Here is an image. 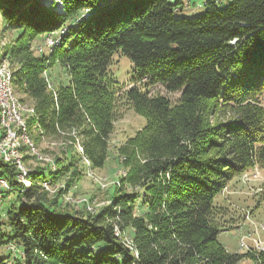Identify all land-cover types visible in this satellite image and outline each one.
<instances>
[{"label": "trees", "instance_id": "16d2710c", "mask_svg": "<svg viewBox=\"0 0 264 264\" xmlns=\"http://www.w3.org/2000/svg\"><path fill=\"white\" fill-rule=\"evenodd\" d=\"M58 1L62 10L55 0L49 8L0 0L3 31L16 32L4 52L14 92L34 109L30 137L58 140L76 130L91 167L101 168L117 105L146 123L116 150L126 176L93 215L68 212L40 187L72 169L67 185L80 176L76 155L55 158L48 178L34 169L28 189L0 160L2 197L16 195L0 217V251L20 249L13 261L0 254V264H264V250L230 253L217 241L225 214L241 210L216 201L243 173L264 172V0L223 8L205 0L194 19L175 17L181 0ZM49 37L59 44L36 56L34 44ZM117 52L139 86L118 83L109 70ZM56 67L68 84L48 90L47 72ZM154 86L178 100L151 93ZM115 228L131 231L132 248Z\"/></svg>", "mask_w": 264, "mask_h": 264}, {"label": "rangeland", "instance_id": "374dc122", "mask_svg": "<svg viewBox=\"0 0 264 264\" xmlns=\"http://www.w3.org/2000/svg\"><path fill=\"white\" fill-rule=\"evenodd\" d=\"M52 1L53 0H41V3L45 7L49 8L51 3L48 4V2ZM55 1H57V8H53L62 10V8L60 7V2L58 0ZM174 1L175 0H171V2ZM181 1L182 5L180 8H178L179 10L174 11V15L176 18L184 17L187 19H194L198 15H200L204 10L203 5L205 3V0ZM214 1L216 2L219 8H223L234 0ZM2 26L3 21L0 17V64L3 67H8L13 74V68L12 66H10L11 64L9 63V61L5 59L4 52L5 48L13 44L12 42L16 32H12L10 30L4 32ZM50 41H53V39L49 37L43 41L44 43L41 42L38 44H34V54L36 56L43 55L45 57H48L49 49L51 50V45H49ZM109 70L111 71L117 82L120 84H135L137 86L140 85V83L135 80V73L131 62L127 57L122 55L121 52H117L114 54L112 65L110 66ZM47 75L48 77L46 78V86L48 90H55L59 85L68 84L69 79L66 74V71L61 67H56L52 70H48ZM151 93L166 96L168 99L171 100L172 103H175L179 97L178 94H171L168 92L166 93L162 88L158 86L152 87ZM16 98L19 99L17 95ZM19 103L20 113L18 116V120L24 121L26 117L30 118L28 116L31 115L32 117L34 115V109L30 104L22 102L20 101V99ZM116 112L118 114L116 115V118L113 121L112 131L107 141V157L104 165L101 168L91 167L89 160L83 153V148L81 144L82 140L81 137L77 135L76 130L74 131L71 129L64 133L61 132V138L58 140L42 138L39 141L34 142V140L30 137L27 126V135H29V142H27L25 140L17 139L15 136H11V134H13L11 132V129L9 130L8 128H6V122L2 123L1 119L0 160L4 163L6 161V164L13 166L17 173V182L21 184L24 189H28L31 185L32 176L30 175L32 174L34 169H44V175L46 176V178H48V174L51 171L56 170L57 166L55 158H60L62 160L63 153H67L66 155H76L75 157H77L78 160L76 164L78 167L77 169L80 172V176H77L74 181L67 185L66 181L69 175L73 173L72 169L69 171L68 174H66L65 177L54 181L52 184L50 181L44 180L42 183H40L41 190L46 192L47 196L50 199L59 201L61 207L66 210L68 209V212H74L72 210L74 209L79 211L81 210L80 212H83L84 214H96L101 208L110 204V200L114 194V190L121 188L120 179L126 176V170L123 169V166L120 162L116 150L118 149V147H120V145L124 144V142L129 137H132L137 131L141 130L146 123L144 117L136 114L131 106H126L120 103L119 105H117ZM11 121L13 122L14 120ZM24 123H26V120L24 121ZM18 145H20V147ZM16 146H18V150L14 149ZM7 160L9 163L7 162ZM238 180L239 179L235 178L233 181L229 182L223 188L221 195L217 196L216 201L219 203L225 202V204H230L232 193L234 191L239 192L236 190V184H238ZM250 180L251 181L248 185H246V183L242 184L244 189L243 191H241L242 198L241 204H239V208L241 211L237 215H235V211L233 210L231 211V214H225L223 220L226 221L224 223L226 225L222 227L224 229L222 232L219 233L217 238V241L221 245H223L230 253L243 254L247 252H256L255 250L257 249L264 250V198L259 197V195L261 194L262 197H264V172L260 171L259 174L256 173V175L254 177L252 176V179ZM2 185L4 186L3 189ZM7 185L8 184H6L4 179H0L1 218L4 217V214L10 208V206L15 203L16 195L11 197H7L6 195H4V197H2V191L8 190ZM121 194L122 192H117V197L121 196ZM230 215L233 216L236 220L233 221L230 218ZM114 220L115 219H112L110 222L113 224ZM228 221L232 222V226ZM255 224H258L259 231L257 233L255 230ZM114 230L115 234L118 235L119 233L120 236L124 238L125 245L127 247L132 248V237L130 235L131 231H127L126 234H122L117 228H115ZM4 231L5 233H10V230ZM257 234L259 236V239H254ZM8 247L12 251V253L10 252ZM251 248H253L252 251ZM8 253L11 254V259L13 261V258L20 256V249L16 248L15 250L14 245H9L5 246L0 251L1 255H8ZM238 264L254 263L250 259L244 258L241 259Z\"/></svg>", "mask_w": 264, "mask_h": 264}, {"label": "bare ground", "instance_id": "6f19581e", "mask_svg": "<svg viewBox=\"0 0 264 264\" xmlns=\"http://www.w3.org/2000/svg\"><path fill=\"white\" fill-rule=\"evenodd\" d=\"M58 44H59L58 40L49 42V45H51L52 48L54 46H57ZM12 85H13L12 84V72L10 71V69L8 67H3L0 64V119L2 120V123L6 122V128H8L9 130L11 129V132L13 133V134H11V136H13V137L15 136L17 139L25 140V141L29 142V138H28L29 135H27V130H26L27 129L26 128L27 127L26 123H27V119L28 118L26 117V119H25L26 123H24L25 120L24 121L18 120L19 119L18 116H19V113H20V103H19V99L16 98V95H15V93L13 91V86ZM22 116H24V115H22ZM28 117H31V115L28 116ZM11 120H14V121L12 122ZM7 122H8V126H7ZM18 146L20 147V145H18ZM18 146H16L14 149L18 150L19 149ZM7 162H8V160H7ZM15 162H11V163H15ZM5 163H6V161H5ZM255 175H256V173L252 174L250 177L249 176H244L243 178H244V180L245 179H252V176L254 177ZM3 187L4 186L2 185V189H3Z\"/></svg>", "mask_w": 264, "mask_h": 264}, {"label": "crops", "instance_id": "0c3cea01", "mask_svg": "<svg viewBox=\"0 0 264 264\" xmlns=\"http://www.w3.org/2000/svg\"><path fill=\"white\" fill-rule=\"evenodd\" d=\"M236 185H237L236 190L239 192L234 191L232 193L231 200H230V202H232L235 206L241 204V198H242L241 197L242 196L241 191H243V189H244L241 184L238 183ZM239 207H240V205H239Z\"/></svg>", "mask_w": 264, "mask_h": 264}, {"label": "built area", "instance_id": "2783aa9c", "mask_svg": "<svg viewBox=\"0 0 264 264\" xmlns=\"http://www.w3.org/2000/svg\"><path fill=\"white\" fill-rule=\"evenodd\" d=\"M47 42V41H46ZM247 180H249V179H245V181H247ZM13 249V248H12ZM16 250V249H15Z\"/></svg>", "mask_w": 264, "mask_h": 264}, {"label": "water", "instance_id": "95a60500", "mask_svg": "<svg viewBox=\"0 0 264 264\" xmlns=\"http://www.w3.org/2000/svg\"><path fill=\"white\" fill-rule=\"evenodd\" d=\"M51 2H48V4H50ZM62 8V5L60 6Z\"/></svg>", "mask_w": 264, "mask_h": 264}]
</instances>
